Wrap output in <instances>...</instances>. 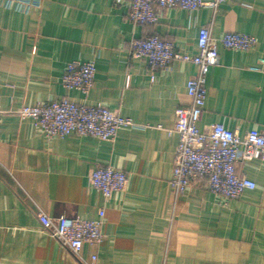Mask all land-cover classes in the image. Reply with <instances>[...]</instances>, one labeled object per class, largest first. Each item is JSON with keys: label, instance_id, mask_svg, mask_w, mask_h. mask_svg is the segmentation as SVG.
<instances>
[{"label": "crops", "instance_id": "obj_1", "mask_svg": "<svg viewBox=\"0 0 264 264\" xmlns=\"http://www.w3.org/2000/svg\"><path fill=\"white\" fill-rule=\"evenodd\" d=\"M127 3L116 0H23L0 2V264H83L43 229L38 213L96 219L104 208V241L85 244L81 255L96 264H264V162H241L256 182L239 198L224 200L206 181L174 192L171 132L176 110L188 104L192 62L152 70L133 57L131 42L157 34L183 53L198 52V35L239 32L257 38L249 51L219 45L220 63L207 76L200 129L215 123L241 135L264 130V0H224L217 11L163 9L155 24L136 25ZM94 61L89 95L63 85L68 63ZM73 99L102 103L135 127L114 141L69 134L46 137L19 111ZM128 174L124 192L105 198L89 183L99 166Z\"/></svg>", "mask_w": 264, "mask_h": 264}, {"label": "built area", "instance_id": "obj_2", "mask_svg": "<svg viewBox=\"0 0 264 264\" xmlns=\"http://www.w3.org/2000/svg\"><path fill=\"white\" fill-rule=\"evenodd\" d=\"M129 7L128 19L136 25L155 24L163 9L181 8L197 11L209 7L217 11L224 0H116ZM5 6L16 5L23 0H0ZM257 44L253 35L226 32L215 38L209 27L200 29L198 52L194 55L183 53L172 41L157 34L134 39L130 53L133 57L144 58L152 70V81L156 68L171 69L174 61L192 62L197 67L194 77L187 82L188 104L176 110V123L171 132H176L179 141L175 152L174 174L171 181L177 194L186 193L191 186L206 187L224 200L239 198L246 190L254 189L256 182L239 170L244 161L254 159L264 162V130L241 135L232 131L224 123H215L200 129L207 97V76L212 66L220 63L219 45L234 51H249ZM254 71L264 72V55ZM96 65L94 61H74L67 64L62 78L63 85L89 95L94 86ZM3 109L0 105V114ZM23 119L29 118L48 137H65L69 134L92 136L106 141H114L123 127H135L136 123L107 105L78 103L63 98L58 101L26 105L19 111ZM90 185L105 198L124 192L128 185V174L113 166H99L89 175ZM38 218L43 229L49 231L63 247L70 250L83 264H96L97 256L89 260L82 257L85 244L99 245L104 241L103 230L105 210L99 209V217L85 219L61 215L51 217L40 211Z\"/></svg>", "mask_w": 264, "mask_h": 264}]
</instances>
